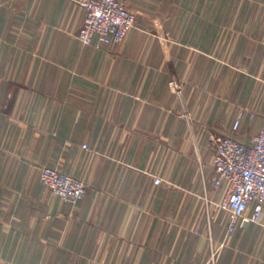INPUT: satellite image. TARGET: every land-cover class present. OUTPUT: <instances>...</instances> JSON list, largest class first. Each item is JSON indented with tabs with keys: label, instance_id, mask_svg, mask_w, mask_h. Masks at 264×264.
Masks as SVG:
<instances>
[{
	"label": "crops",
	"instance_id": "obj_1",
	"mask_svg": "<svg viewBox=\"0 0 264 264\" xmlns=\"http://www.w3.org/2000/svg\"><path fill=\"white\" fill-rule=\"evenodd\" d=\"M118 1L125 41L84 47L79 0H0V264H264V215L213 210L210 141L264 129V0Z\"/></svg>",
	"mask_w": 264,
	"mask_h": 264
},
{
	"label": "built area",
	"instance_id": "obj_2",
	"mask_svg": "<svg viewBox=\"0 0 264 264\" xmlns=\"http://www.w3.org/2000/svg\"><path fill=\"white\" fill-rule=\"evenodd\" d=\"M78 5L85 16L76 38L84 47L121 45L135 26V14L118 0H79ZM170 86L180 93L173 82ZM240 121L238 116L233 131L239 128ZM210 141L211 182L215 190H222L212 206L215 211L226 212L230 234L244 224L259 222L264 215V129L249 144L230 136L211 137ZM39 177L52 195L71 205H76L84 194L82 181L55 169L42 168ZM154 184H161V180L155 178Z\"/></svg>",
	"mask_w": 264,
	"mask_h": 264
}]
</instances>
